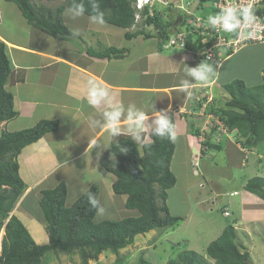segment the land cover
I'll list each match as a JSON object with an SVG mask.
<instances>
[{"label": "crops", "instance_id": "obj_1", "mask_svg": "<svg viewBox=\"0 0 264 264\" xmlns=\"http://www.w3.org/2000/svg\"><path fill=\"white\" fill-rule=\"evenodd\" d=\"M7 2L0 1V40L8 46V54L13 65V72L6 87L14 96L18 116L0 125V137L6 131L28 129L42 120L60 122L58 131L49 133L38 142L24 148L18 158L20 176L29 187L19 206L22 203L24 205L32 195L39 203L42 191L55 188L62 182H65L68 188L67 207H71L94 183H98L101 188L100 207L105 196L110 197L108 206L117 202L114 199L116 197L110 195L117 177L108 173L99 164V159L114 138L102 127L104 113L109 110L111 104L122 109L121 123L118 127L120 135L124 136H130L128 116L131 112L147 111L150 116L149 123L154 119L153 110H167L168 115L174 117L176 150L172 169L176 174L177 183L169 190L168 205L170 212L176 217H184H181L179 223L185 220L186 213L193 212L196 202L193 200L195 195L192 191L195 186L199 185L201 191L205 189V185L201 184L204 179L197 180V166L194 162L197 161L201 166L202 163L221 155L230 165L244 166L241 144L237 141H228L223 135L220 145H212L211 157L206 155L202 157L204 160L201 157L197 158L200 151L198 134L203 131L209 134L215 132L209 127L211 117L208 114L217 112L216 104L217 106L226 104L223 86L227 82L220 81L230 70L238 74L236 65L234 63L226 65V69L225 61L234 54L237 56L242 49L250 45L224 55L220 62L218 61L220 57L214 62L209 60L214 65V73H217V76L210 74L211 83L197 84L185 71V66L193 68L206 60L204 56L199 55L202 42L196 36L191 38L187 49H164L157 36L147 39L135 35L129 38L128 29L106 22L103 25L92 23L86 13L73 18L72 13L66 12L68 9L66 8L63 13L65 24L75 34L79 32L80 35H77V40L55 38L28 24L19 8L16 9L11 2ZM177 14L180 16H175L176 28L171 30L173 32L182 28H179L182 13ZM110 47L128 50L126 57L97 58L87 53L90 48L100 50ZM263 75L260 74L262 78ZM89 80L96 81L108 89L109 102H102L97 107L88 105L86 86ZM253 80L255 79H251ZM185 81L189 86L181 90L180 86ZM151 133L150 129H146L143 141H147ZM260 154L263 155L262 149L257 148L253 155L259 157ZM192 166L196 170L191 171L196 174L195 177L184 175V170H192ZM251 169L254 171L253 165ZM250 176L245 175L237 184H232L234 189L231 190L227 201L225 196L228 193H225L222 187H217L213 192L220 203H228L222 210L226 211V208L229 211L228 218L235 217L233 224L237 230L244 222L250 229L252 225L258 223L253 222L256 217L264 219V199L246 190ZM254 176L264 177V174L255 173ZM104 182L106 185L102 186ZM237 195H240V198L236 204L233 197ZM118 196H122L124 207L127 196ZM211 201L202 211L205 209L209 213L214 211L216 203ZM129 211L127 217L140 216L138 210ZM210 219L221 223V219L220 222L212 217ZM95 220L105 221H98L97 216ZM226 225L220 226L223 230L218 228L217 238L221 236ZM157 231L161 232L153 230L137 237L144 239V236Z\"/></svg>", "mask_w": 264, "mask_h": 264}, {"label": "trees", "instance_id": "obj_2", "mask_svg": "<svg viewBox=\"0 0 264 264\" xmlns=\"http://www.w3.org/2000/svg\"><path fill=\"white\" fill-rule=\"evenodd\" d=\"M6 1L18 6L28 24L55 38H78L64 22L66 8L83 3L84 13L89 16L94 14L92 0H67L65 5L55 10L45 6L36 7L32 0ZM133 1L96 0L106 23L128 30L134 24ZM206 2L202 0L199 7L204 9ZM155 17L146 22L160 29L161 38L165 41L170 37L169 32L176 28V22L165 24L158 14ZM140 34L143 33L128 32L127 36L131 38ZM144 35L147 39L151 38V34ZM201 44L203 46V42ZM127 52L116 47L87 50L90 56L110 59L124 58ZM12 72L8 46L0 40V125L18 116L14 96L6 87ZM225 89L231 99L227 102V108L215 114L230 130H237L245 138L242 141L245 145L256 146L264 142V75L258 85L251 87L243 80H234L225 85ZM169 116L175 127L174 117ZM59 127L57 120H42L28 129L6 131L0 137V229L29 188L19 172L18 158L21 152L47 134L58 131ZM175 150V137H160L151 133L147 141L137 143L131 136H115L99 159V164L117 177L113 192L127 196L126 208L138 210L140 216L96 222L97 208L92 206L88 196L91 193L98 199L100 207V185L94 183L71 207H67L68 188L62 182L55 188L42 191L39 200L48 242L37 243L26 225L14 214L5 222L0 264H44L46 255L58 251L75 253L80 256L82 264H89L91 260H98L104 252L119 255L120 250L133 244L138 235L174 227L182 220L171 214L168 205L169 190L177 183L171 168ZM246 190L264 199V177L250 178ZM241 248L237 229L231 223L221 236L207 246L206 253L216 261L215 264H249L251 254ZM137 264L153 263L141 256ZM167 264L212 263L204 255L186 250Z\"/></svg>", "mask_w": 264, "mask_h": 264}, {"label": "rangeland", "instance_id": "obj_3", "mask_svg": "<svg viewBox=\"0 0 264 264\" xmlns=\"http://www.w3.org/2000/svg\"><path fill=\"white\" fill-rule=\"evenodd\" d=\"M3 1V0H0ZM67 0H32V3L36 6H45L49 9L55 10L58 7L65 5ZM177 1V0H173ZM210 2V1H209ZM204 5V7L210 11L204 12L203 16L205 19H208L210 15H213L212 7L210 3ZM9 3V2H7ZM11 4L18 9V6L11 2ZM193 8H188V13H183L185 15H189L193 12ZM170 18L167 22H174L175 16H177V12H170ZM181 14L180 18H183L188 21V18ZM21 16V15H20ZM180 16V14L178 15ZM23 19V18H22ZM24 21V20H23ZM166 22V23H167ZM118 29V28H115ZM185 30V28H184ZM80 38V37H79ZM77 40V38H75ZM84 40V39H83ZM82 40V41H83ZM242 44L250 45L247 48L241 50V52L235 56V54L226 60V65L235 64L238 74L233 73L234 70H230L227 76H224L221 83L227 82L226 85L232 83L235 80H243L248 86H254V84H260L262 81V76L260 74H264V44L261 43H241L237 47L231 46L230 49H225L221 47L218 49V61L222 60L224 55H228L236 50H238ZM254 44V45H253ZM244 45V46H245ZM243 46V47H244ZM242 48V47H241ZM214 62V59L211 60ZM217 61V63H218ZM216 63V62H215ZM241 65V66H240ZM226 68V67H225ZM241 70H238L240 69ZM227 69V68H226ZM243 69V70H242ZM263 70V71H261ZM251 79H255L251 81ZM229 80V81H228ZM233 80V81H232ZM225 92V100L226 104L217 106L218 113L221 109L227 108V102L231 99V96L223 86ZM212 100V99H211ZM224 107V108H222ZM209 108V107H208ZM211 109V107H210ZM208 114V113H206ZM211 118L209 122V127L211 129L214 125H216L217 121H219V116L216 114H208ZM239 135L230 134V139L228 141H237L239 139ZM226 141V139L224 140ZM222 141L219 139L218 144H221ZM248 147V146H246ZM249 148V147H248ZM257 148L262 149V154L264 158V143H261L260 147ZM255 150H252L249 158L246 160L244 166L240 164L238 167L236 165H230L226 160L223 159V156L217 155L213 160L202 163L201 166L196 168L198 177L197 180H203L201 184L205 185V189L203 191L200 190L199 185H196L192 193L195 195L193 197L194 202L198 207L193 208V212L186 213L185 220L176 226L164 230H160L161 232H154L149 236H144V239H139L140 237L135 238L134 243L129 245L127 248L120 250L119 255L113 254L110 251L104 252L100 255L98 260H91L89 264H137L140 257L143 256L145 259H148L153 264H167L171 259H177L178 256L186 250H194L202 255H204L209 262L215 264L216 261L212 259L207 253V246L217 238V234L219 232L218 228H221L222 225H229L234 222V216L231 218L224 217V213H221L222 207L227 206V202L220 203L218 201V197L216 196L214 190L217 187H222L224 192L228 193L225 196V201L230 197V192L233 190L232 184L239 181L243 176H250L253 178L255 173L264 174V159L258 160V155H253ZM261 153V150H260ZM238 154V153H237ZM211 157V152L207 154ZM203 160L205 158H202ZM208 159V158H207ZM254 167V171H252L251 167ZM172 168V167H171ZM195 168L192 166V170H184V175H188V177H195L196 174H193L191 171L195 172ZM173 171V169H172ZM252 171V172H251ZM174 173V172H173ZM176 175V174H175ZM98 177V176H94ZM106 185V183H102V186ZM103 190V189H102ZM106 192V190H105ZM104 192V193H105ZM103 193V192H102ZM110 195H114L117 202L113 203L112 206H108L110 197L105 196L102 200V205L100 208L104 209L102 214H97V220H121L127 218L128 213L130 211L122 204V196L116 195L113 190ZM220 196V195H219ZM124 197V196H123ZM102 198V197H101ZM240 195L233 197L235 203L237 204L239 201ZM213 199V200H212ZM212 200V201H211ZM209 201L215 202L216 207H214V211L208 212L206 209L202 211L204 207L207 206ZM263 201V200H262ZM264 202V201H263ZM101 204V200H100ZM19 206V205H18ZM16 207L14 213L16 214L20 220L26 225V227L31 232L35 241L39 244H43L48 242L49 236L45 230V222L43 219L42 212L40 210V206L36 197L32 195L24 205ZM211 206V205H210ZM108 207V209H107ZM224 209V208H223ZM211 210V209H210ZM175 216L173 213H171ZM238 214V213H237ZM242 216V215H241ZM184 218L183 216H181ZM218 221L221 219V223H217L214 220ZM243 217V216H242ZM253 222H257V224L252 225L250 229L244 225L239 227L237 230L238 234V244L241 245L244 249L247 250L251 254V264H264V219L262 217H256ZM8 221V220H7ZM5 221V222H7ZM5 222L2 228L0 229V256L2 252V241L5 236ZM220 222V221H219ZM226 225V227H227ZM222 229V228H221ZM223 230V229H222ZM245 247V248H244ZM44 264H82L81 258L77 254H66L63 251H58L57 253H49L44 257Z\"/></svg>", "mask_w": 264, "mask_h": 264}, {"label": "clouds", "instance_id": "obj_4", "mask_svg": "<svg viewBox=\"0 0 264 264\" xmlns=\"http://www.w3.org/2000/svg\"><path fill=\"white\" fill-rule=\"evenodd\" d=\"M170 1L172 3V7L168 8L170 10L167 9L166 16L165 17L159 16L162 18V20L165 24L167 21H169V18L171 15L170 12L176 11V12H181L182 14L183 13L186 14L185 10L175 7L176 5L180 4L181 0H177V1L170 0ZM195 1H198V3H197V6L194 8V13H202V14L204 12L210 13V11L207 10L205 7H204V9H201L199 7V3L202 0L201 1L195 0ZM209 1H211V0H207V3ZM134 2H135V0L132 2V8H133ZM92 10H93L94 14L89 17L90 21L92 23H95L98 25H103L105 23L104 13L100 11L99 4L96 2V0H92ZM133 10L135 11L134 8H133ZM66 12L72 13L73 18H78V17L83 16V14L85 12V7H84L83 3L75 4L73 7L68 8L66 10ZM185 14H183V15L188 18V15H185ZM153 18H156V17H153ZM181 20H182V22L179 25V28H181V27L182 28L180 30L177 29L178 31L183 30L185 25H186L187 20H185L183 18ZM208 20L211 22L212 25H220V27L224 31L231 33V32H237V30H239L242 26H247V25L252 24L253 21L255 20V16H254L252 8L250 6H246V7L227 6V7L223 8L219 13H217L215 15H210L208 17ZM146 21H145V23L147 26H149V29L134 30L133 29L134 24H133L132 27L129 29V32H131V33L141 32L143 34H140V36H144V37H145L144 34H151V38L154 36H157L161 40V43L163 46V43L165 41L161 38V34H162L161 30L156 28L155 25L149 24ZM134 22H135V15H134ZM178 31H175V32H178ZM175 32L170 31L169 32L170 36L172 34H174ZM76 35H80V33L77 32ZM248 35L251 36V33H248ZM194 36L201 39V37L196 33L191 34L189 37L192 38ZM189 41H190V39H188V43H189ZM201 42H202V39H201ZM188 43H187V47L185 49L189 48ZM190 43H191V41H190ZM203 47L204 46H202V48ZM202 48H201V50H202ZM201 50H200L199 55L203 56V55H201ZM216 59H218V52H217ZM185 71L187 72L188 75H190L197 82V84H209L212 82V78H210V74L217 76V73H214V65L209 62V59H206L205 61L201 62L199 65H197L196 67H193V68H188L185 66ZM188 86H189L188 82L185 81L180 87H181V90H183V89H186ZM86 97H87L88 105H90L92 107H97V106L101 105L102 102H109L107 100V98L109 97V91L107 88H105L101 84L97 83L96 81L89 80L87 82V86H86ZM104 116H105V120H104L102 127L109 131V134L111 137L118 136L120 134V128L118 127V125L121 123L122 109L119 106H115L114 104H111L109 110H107L104 113ZM152 117H154V119H152L151 123H149L150 116H149L147 111L137 110V111L131 112L129 114V116H128V132L130 133V136H131L133 141H135L137 143H143V134H144L146 129H150L154 135H158L160 137H165V136H167L169 138L175 137V127L171 121V117L168 115L167 110H161V111L153 110L152 111ZM94 127L95 126H93V128ZM213 130L215 132H211V134L209 136H207L208 141L205 144H207L209 147L205 153L202 152V149H201L202 141H200V137L198 136L199 144H200V151H199V156L197 158H199V157L202 158L210 152V150H211L210 144L211 145H220V144H218V142L213 141V138H222V135H219V133L216 129H213ZM230 131H231V134H233L232 132H236L235 135H239V132L237 130H230ZM200 134H201V132H200ZM239 139H241L239 141V143L242 145V146L240 145V149L243 153L242 163L245 164L246 160L249 158V155L252 151L249 148L255 147L254 148V150H255V149H257L258 146L261 145V143H264V142H261L256 146H249V145H245L246 143L242 142L245 140V138H242V135L239 136ZM221 141H222V139H221ZM237 142H238V140H237ZM93 143L95 144V141H93ZM246 146H248L249 148ZM263 159H264L263 155L260 154V156L258 157V160H263ZM194 165L197 166L196 168L199 167V164L197 161L194 162ZM233 195L234 194H232V196ZM88 198H89V202L92 204V206L97 208V213L102 214L104 212V209L99 207V200L94 198L91 193H89ZM225 210L226 211H223V213H224V216L227 217L230 215V213L226 208H225ZM12 213H14V211ZM13 215L14 214H12V215L10 214V218ZM9 219H8V221H9ZM249 264H251V263H249Z\"/></svg>", "mask_w": 264, "mask_h": 264}, {"label": "built area", "instance_id": "obj_5", "mask_svg": "<svg viewBox=\"0 0 264 264\" xmlns=\"http://www.w3.org/2000/svg\"><path fill=\"white\" fill-rule=\"evenodd\" d=\"M201 1V0H200ZM199 1V2H200ZM198 1L195 0H181L180 4L175 7L183 9L186 12L188 8H195ZM210 6L213 10V15L219 13L223 8L227 6H250L252 8L255 20L252 24L242 26L237 32H226L220 25H212L208 19H205L202 13L191 12L188 15V21H186L185 30H181L172 34L163 43V48H179L185 49L187 47L188 39L191 34L197 33L201 37L203 42V48L201 55L210 61L216 59L217 50L221 47L230 49L231 46L237 47L241 43H264V0H211ZM172 7L170 0H135L133 8L135 9V22L133 25L134 30L149 29L145 21L148 18H153L158 14L161 17H165L167 9ZM188 13V12H187ZM251 33V36L248 35ZM211 42V43H210ZM210 43V45H209ZM242 44L240 48L244 46ZM213 126L219 135H224L230 139V128L220 120ZM211 134V133H210ZM209 132H201L199 135L202 152L208 150V145L205 144L208 141L210 135ZM222 138H213V141L218 142Z\"/></svg>", "mask_w": 264, "mask_h": 264}]
</instances>
